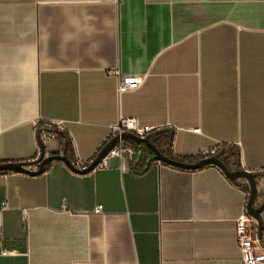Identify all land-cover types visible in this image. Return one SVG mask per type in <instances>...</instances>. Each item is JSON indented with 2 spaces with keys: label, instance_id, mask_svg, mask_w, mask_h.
Returning <instances> with one entry per match:
<instances>
[{
  "label": "crops",
  "instance_id": "crops-1",
  "mask_svg": "<svg viewBox=\"0 0 264 264\" xmlns=\"http://www.w3.org/2000/svg\"><path fill=\"white\" fill-rule=\"evenodd\" d=\"M115 70L139 86L120 92ZM120 115L158 128L152 142L173 132L161 151L178 157L220 143L263 205L264 0H0V163L37 168L41 119L66 127L52 155L67 141L91 161ZM136 146L128 165L0 172V264H243L250 180ZM257 220L264 246V207Z\"/></svg>",
  "mask_w": 264,
  "mask_h": 264
},
{
  "label": "built area",
  "instance_id": "built-area-1",
  "mask_svg": "<svg viewBox=\"0 0 264 264\" xmlns=\"http://www.w3.org/2000/svg\"><path fill=\"white\" fill-rule=\"evenodd\" d=\"M118 2L119 0H110ZM111 74L119 77L118 90L120 92L126 90L136 89L139 86V81L135 79H129L122 77L120 71H111ZM66 130L65 124L61 120L53 119H41L37 122V133H38V153L36 155L37 167L41 161L53 153L50 151L49 144L57 139L59 132ZM158 128L143 125L138 122L134 117H126L120 115L119 120L116 124L111 127L110 135L106 141V144L114 141L112 148L107 154L99 161L95 169L97 168H108L109 161L113 157H118L121 161V165H128L136 161L137 146L136 143L128 138L122 137L125 133L130 132L137 135L140 138H148V136ZM199 132L200 129H195ZM221 144L206 147L201 149L195 158H207L214 155H219ZM62 154V153H61ZM72 165L78 170H85L91 164V161H79L75 158L70 159ZM161 164L162 161H159ZM37 169V168H34ZM251 171V170H249ZM255 173L256 171H251ZM6 204L3 203V206ZM102 206L96 207V212H101ZM256 224L255 231L251 229V223ZM26 223V222H25ZM258 220L254 217L249 210L247 205L244 213L236 220V238L238 245L242 251L243 264H264V246L262 244V236L258 229ZM14 249H5L3 253H14Z\"/></svg>",
  "mask_w": 264,
  "mask_h": 264
},
{
  "label": "water",
  "instance_id": "water-1",
  "mask_svg": "<svg viewBox=\"0 0 264 264\" xmlns=\"http://www.w3.org/2000/svg\"><path fill=\"white\" fill-rule=\"evenodd\" d=\"M122 137L131 139L137 144H144L147 147V149L154 154L153 157L156 160L162 161V162L170 164V165H173L175 167L194 170V169L201 168L206 164H215V165H218L220 168H222L226 172V174L230 177H238V176L247 177L250 180L251 187H252L250 200H249V210L253 216H255L256 218L259 219L260 211L264 207V203H263V205H261L258 208L253 205L254 200L256 198V195H257V186H256V181H255V175L253 172H251L249 170H244V169L243 170H231V169H229L227 164L222 160V158L219 155H214L211 157L202 158L199 161L192 162V163H185V162L175 160V159H172V158H169L168 156H166L160 149H158L156 147L154 142H152L148 138H140L137 135L130 133V132L125 133ZM115 140L116 139H114V141ZM114 141H111V142L105 144L102 147V149L100 150V152L98 153V155L93 159V161L91 162L89 167L85 170H82V171L76 169L72 165L70 158H68V156L65 153L54 154V155H51V156L43 159L41 161V163L38 165L37 169L29 168L28 164H25L22 162H7V163H0V171L1 170H7V171L24 172V173H30V174H40L45 170L48 163L52 162L53 160L60 159V160L65 161L75 171L89 172V171L95 169V167L97 166L99 161L112 148ZM261 232L262 231L260 228V232H259L260 235H261Z\"/></svg>",
  "mask_w": 264,
  "mask_h": 264
},
{
  "label": "trees",
  "instance_id": "trees-1",
  "mask_svg": "<svg viewBox=\"0 0 264 264\" xmlns=\"http://www.w3.org/2000/svg\"><path fill=\"white\" fill-rule=\"evenodd\" d=\"M164 135H160L158 138H156L154 140V144L156 145V147L158 149L161 150V147L162 146H168V147H171V144L173 142V132H170V131H164ZM162 133V132H160ZM61 132H59V135L61 136ZM63 136V134H62ZM64 153L71 159H73V149L71 147V144L67 141H64ZM166 156H168L169 158H172V159H175V160H179V161H182V162H185V163H192V162H196V161H199L200 159L199 158H187V157H178L176 155H174L173 153H171L169 151V149L165 150V151H162ZM222 155V157H221ZM219 156L222 158V160L227 164V157L223 156V154L219 153ZM25 164H29V163H25ZM210 164H206L204 165L203 167L205 166H208ZM0 172H8L7 170H1ZM237 178V177H235ZM234 178V179H235Z\"/></svg>",
  "mask_w": 264,
  "mask_h": 264
}]
</instances>
